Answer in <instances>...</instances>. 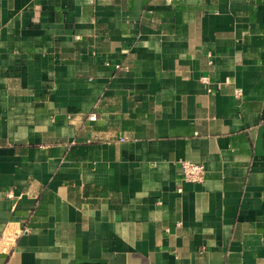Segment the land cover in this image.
Masks as SVG:
<instances>
[{
  "label": "crops",
  "instance_id": "0c3cea01",
  "mask_svg": "<svg viewBox=\"0 0 264 264\" xmlns=\"http://www.w3.org/2000/svg\"><path fill=\"white\" fill-rule=\"evenodd\" d=\"M0 264H264V0H0Z\"/></svg>",
  "mask_w": 264,
  "mask_h": 264
},
{
  "label": "built area",
  "instance_id": "2783aa9c",
  "mask_svg": "<svg viewBox=\"0 0 264 264\" xmlns=\"http://www.w3.org/2000/svg\"><path fill=\"white\" fill-rule=\"evenodd\" d=\"M203 80L207 81L208 78H203ZM93 116H90V118ZM182 169L184 178L187 181L199 183L205 179L206 169L202 163H194L191 161H184L182 163Z\"/></svg>",
  "mask_w": 264,
  "mask_h": 264
}]
</instances>
